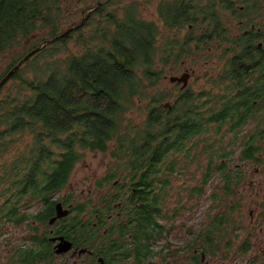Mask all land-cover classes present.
Wrapping results in <instances>:
<instances>
[{
  "label": "trees",
  "instance_id": "obj_1",
  "mask_svg": "<svg viewBox=\"0 0 264 264\" xmlns=\"http://www.w3.org/2000/svg\"><path fill=\"white\" fill-rule=\"evenodd\" d=\"M157 1V16L148 19L140 4L154 0H0V57L15 52L0 81L31 51L81 21L73 25L67 16L86 17L93 10L82 27L43 46L0 89V183L8 186L2 203L10 207L15 201L21 216L22 202L46 192L52 212L54 195L66 188L86 153H108L111 168L97 185L115 193L103 197L102 205L111 207L127 185L130 192L135 188L123 209L126 217L136 216V254L145 261L154 255L151 242L165 230L157 218L168 217L162 205L179 166L176 155H184V169L192 157L210 152L205 183L220 172L228 197L235 183L231 154L225 149L212 155L214 145L226 134L237 140L251 123L256 127L243 136V161H252L264 143V77L262 84L245 85L238 70L248 65L238 57L258 48L254 40L229 34L217 0ZM78 2L97 7L74 12ZM212 51L220 53L218 62L227 58L229 68L206 78L209 88L164 83L186 60H206ZM167 102L171 107H163ZM132 111L143 117L129 116ZM17 142L22 150L8 163L5 155ZM74 210L79 217L87 205ZM230 221L235 226L223 215L214 230L226 232ZM215 243L210 236L211 248Z\"/></svg>",
  "mask_w": 264,
  "mask_h": 264
},
{
  "label": "rangeland",
  "instance_id": "obj_2",
  "mask_svg": "<svg viewBox=\"0 0 264 264\" xmlns=\"http://www.w3.org/2000/svg\"><path fill=\"white\" fill-rule=\"evenodd\" d=\"M157 2V0L149 4L141 2V14L148 19L156 18ZM203 2H208V0H203ZM82 6H89L94 9L97 7V2L75 3L74 12H77V9ZM112 8L109 7V9ZM84 17L85 14L82 13H79L75 18L70 17V15L67 16L68 19H72L71 24L73 25L78 24ZM183 32H186V29ZM206 54L209 55L206 60L200 58L195 61L186 60L184 67L177 73L180 75L185 71L193 72L189 85L194 89L209 88L208 78L216 77V73L222 71L223 63L217 60L220 53L212 51ZM14 55L15 52L6 57H0V74L11 62ZM168 82V78L165 79L164 83L167 84ZM129 116L140 120L143 114L132 111ZM255 126V123H251L245 127L243 134L233 142H231L233 136L226 134L223 142L216 143L212 149V155L216 152L223 154L225 149L231 154L227 162L233 176L237 171H241L240 182L236 183L235 181L234 191L228 197H225V177L218 172L208 181V184L204 182L210 152L199 154L196 158L192 157L191 160H188L192 162H189V165L184 169L180 167L185 161L184 155H176L179 161L176 170L178 173L175 172L171 176L169 197L162 205L168 217L163 215L159 220L165 230L161 236L151 242L153 254L159 252L161 255L158 257L160 264H193L191 257L193 255L200 257L202 252L206 254L202 264H264L261 244L258 243L263 240L261 242L264 247V232H261V229H264V222L257 220L251 227V212H255L257 207L264 208V197H261L264 195V143L259 153L262 158L261 162H244L241 158L245 145L243 136L250 135ZM22 139L28 141L30 137L25 136ZM213 139L220 140V137L213 136ZM206 140L210 142V136H207ZM21 145V142H17L16 149L11 151L10 155H5V160L8 163L14 160L17 152H21L23 147ZM218 163L219 161H217ZM111 165L112 157L110 154L87 152L84 160L76 166L66 188L54 195L53 198L61 200L63 196L68 198L72 195L75 202L73 199H69L66 205L84 203L88 210H91V207L101 206L104 192L111 193L112 190L109 191V187L100 188L97 184L107 174ZM7 188L6 184L0 183V204L2 201L4 202ZM214 193L216 194L214 195ZM6 194L8 195V193ZM176 208L182 210L175 217L171 213ZM223 215H229L233 218L235 226L230 221V225L226 227V232L224 227L214 230L215 227L212 228V225L215 220L218 221L217 218ZM209 231H211L210 236L216 241L215 245L212 246L213 248L211 245H207ZM245 240L252 244L246 252L242 248ZM229 243H231L230 246ZM206 245L209 247L208 252L205 251Z\"/></svg>",
  "mask_w": 264,
  "mask_h": 264
},
{
  "label": "flooded vegetation",
  "instance_id": "obj_3",
  "mask_svg": "<svg viewBox=\"0 0 264 264\" xmlns=\"http://www.w3.org/2000/svg\"><path fill=\"white\" fill-rule=\"evenodd\" d=\"M217 2H220V17L229 34L238 39H252L258 47L254 52L251 50L250 55L238 57V61H248V63L245 62L248 65L242 68L238 66L239 72L243 74L242 82L251 86L262 84L264 79H262L264 77V0H217ZM221 62L223 63L222 71L225 73L229 68L228 60L224 58ZM178 85L181 87V84ZM253 145L258 147L259 143L255 142ZM260 151L255 154L252 163L261 162ZM110 168L111 166L107 173ZM257 171L259 172V169ZM206 172L204 182L208 177L207 167ZM241 176L240 171L234 174L236 183L240 182ZM118 183L119 181H116L115 184ZM129 190L130 186L124 187L119 192L120 198L111 207L106 208L102 204L91 207V210L87 209L79 217L75 216L76 203L66 205L67 196H63L61 200L55 198L57 202L50 212L46 192H42V196L36 200L22 202L26 206L20 208L21 216H18L14 207L15 201L10 207L0 204V264H160L159 252L148 257L146 261L144 256L140 255V258L136 254V216L126 217L123 209L127 199L133 201L131 193H135V188H132V192ZM114 193L113 191L104 192L103 197ZM261 197L263 198L264 195ZM73 202H75L74 199ZM58 203H62L64 208L70 209V212L67 216L51 221L57 215ZM181 210L176 208L171 214L176 217ZM157 219L159 227L163 228L164 226L159 223L160 217ZM77 220L79 223H76ZM257 220L264 222L263 207H257L255 212H251V227ZM210 232L207 234L208 246ZM261 232H264V229H261ZM261 241L258 243L261 244L264 255ZM207 245L205 251L208 252ZM248 245L252 246L250 241L245 240L242 248ZM205 257V252H202L200 257L193 255L191 259L193 264H202Z\"/></svg>",
  "mask_w": 264,
  "mask_h": 264
},
{
  "label": "water",
  "instance_id": "obj_4",
  "mask_svg": "<svg viewBox=\"0 0 264 264\" xmlns=\"http://www.w3.org/2000/svg\"><path fill=\"white\" fill-rule=\"evenodd\" d=\"M93 10L88 12V15L83 18V20L76 26H73L67 30H65L62 34L55 37L54 39L48 40L44 42L42 45H40L38 48L31 51L29 54H27L1 81H0V89L10 80V78L14 75V73L21 68V66L24 64V62L28 61L36 52L41 50V48L47 44H51L55 41H57L60 37H64L71 33L74 30H77L78 28L82 27L86 21L87 18H89L92 14ZM193 76V72L185 71L180 75H173L168 77V80L171 84H181L182 89H186L189 86V82ZM163 107L169 108L171 107V103L167 102L163 104ZM57 215L51 220L54 221L58 218L67 216L70 212V209L64 208L62 203H58L56 205Z\"/></svg>",
  "mask_w": 264,
  "mask_h": 264
}]
</instances>
